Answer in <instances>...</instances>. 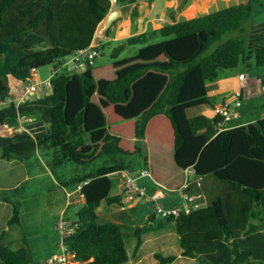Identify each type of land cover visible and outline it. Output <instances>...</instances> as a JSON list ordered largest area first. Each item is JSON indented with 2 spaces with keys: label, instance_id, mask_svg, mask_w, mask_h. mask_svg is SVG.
<instances>
[{
  "label": "trees",
  "instance_id": "1",
  "mask_svg": "<svg viewBox=\"0 0 264 264\" xmlns=\"http://www.w3.org/2000/svg\"><path fill=\"white\" fill-rule=\"evenodd\" d=\"M137 1L118 0L114 6ZM189 2L171 12L170 24L122 40L111 54L117 59L125 46L145 45L134 57L96 66L98 55L85 71L57 72L48 93L17 105L10 78L27 83L39 69L61 67L91 46L112 4L0 0V129L12 130L20 116L40 119L46 127L43 134L14 133L0 144L3 264L31 261L21 225L23 201L78 188L83 206L67 242L74 261L125 264L123 228L101 222L97 214L103 202L121 203L111 194L112 176L147 170L155 184L177 193L191 169L196 177H214L228 192L208 207L169 218L183 255L200 264L264 263V118L220 131L222 116L189 115L195 108H213L208 85L226 78V72L239 65L264 67V24L251 28L248 39L223 41L225 33L243 31L259 0L176 20L175 13ZM157 37L164 40L149 44ZM259 80L264 87V76ZM136 236L135 253L140 231ZM17 243L22 246L13 250ZM156 259L171 264L175 257L157 254Z\"/></svg>",
  "mask_w": 264,
  "mask_h": 264
},
{
  "label": "crops",
  "instance_id": "2",
  "mask_svg": "<svg viewBox=\"0 0 264 264\" xmlns=\"http://www.w3.org/2000/svg\"><path fill=\"white\" fill-rule=\"evenodd\" d=\"M157 1L158 0H138L133 4H125V5H121L120 7H113V9L110 12L118 10L120 11V16L117 19L118 21L116 20L117 23L115 24L111 35L109 37H106L105 35V37L101 39L99 45L100 44L102 45L103 43L107 44L110 42H121L122 40L128 37L146 33L151 30H158L161 29L163 26L170 24L171 17H170V21L167 24H165L166 21L163 18L167 16L169 10H170V14L172 11L177 10V8L179 7L178 3L169 6V4H171V2H174V0H160V4H158ZM190 1L191 2H189L188 4L189 6L187 7L191 8L192 6L196 5L197 7L200 8L207 5V7L209 8L210 0H206V2L205 3L203 2L202 5L192 4V1L194 0H190ZM261 1L262 0H259V3ZM247 2H241V3H247ZM207 10L201 11V13L206 12ZM199 12L200 11H197L196 14ZM178 13L179 12L175 13L176 20H181L183 17L178 15ZM196 14L195 16H193V18L198 17L196 16ZM141 18H143L144 20L143 30L142 32H139L138 23ZM189 18L192 19V17ZM93 44H95L94 41ZM55 68L58 70V72L61 71L67 72L65 69L63 70V68L61 67H55ZM242 74L245 75L244 73H239L238 76H235L233 78L226 77L213 84H209L208 85V88L210 90L209 95L211 98L212 96L216 95V99L214 100L212 99L213 108L209 106L203 107L200 114H203L208 118H214L217 115V111L220 105L223 103L224 99L229 97L231 94L235 92H241L243 99L244 89L247 85L246 84L247 78L245 76L244 80L239 79L240 75ZM11 79L14 78H10V83H11ZM32 80L35 82L41 81L40 75L37 72L33 73ZM257 81L261 85L260 80ZM28 85L29 82H27V85L23 89L21 96H19L18 98H16L13 94L12 99L17 105L25 104V101H27L29 95L33 94L31 92L28 93V89H27ZM13 87L14 86H12V93H13ZM262 118H264V113L262 114V117L259 119ZM28 120H30V118ZM235 121L236 119H231L227 123V126L229 128L243 126L256 121V119L253 118L248 120H239L237 122ZM29 122L30 121L26 123ZM25 124H24V131L19 134H29L32 136H36L43 134L46 131L45 124L41 120L39 125L37 124V125H32L31 127H26ZM9 132L10 130L6 131L0 129V144L4 143L7 139H11L12 134ZM138 173L139 172L132 173V175L138 179L137 180L138 186L145 189L147 195L149 196H155V195L160 196L161 198L159 199L160 200L159 202L163 205L164 208L172 209L174 207H181L183 205H190V206L198 205L200 207L198 200H189L188 196L184 191L188 186V184L190 183L188 176L189 174L192 175L194 179L201 180V177H196L194 175V171L192 169L187 171L186 184L183 187V189L177 193L167 192L164 188L155 184V182L152 180L150 176L139 177ZM114 178H116V181L115 180L113 181V189L111 194L113 196H120L122 198L121 203L107 204L103 202L99 207L97 214L101 222H113L120 225L123 228L125 248L129 256V260L125 264H158V261L156 259L157 254H160L164 257L174 256L175 260L171 264H200L198 258H190L183 255V250L180 244V238L175 230L174 224L170 223L169 219L162 218L156 214L153 202L146 201L147 215L144 218L146 220V224H142V225L138 224L137 215L133 212L132 213L127 212L128 211L127 204L130 203L128 206L129 209L134 210L136 207L139 206V203L141 202L140 200L142 199H139L134 195L129 196L128 194H126L122 176L115 174L112 176V180ZM79 191H80L79 188L75 190L63 189L51 193L60 196L59 199L63 206L60 209L57 208L58 211L54 212L56 211L55 207L58 206L56 203L52 202L53 200L50 199L49 200L50 202H48L47 205L51 212L47 216L40 213V214H34L30 216V219H28L29 223H35L38 225V222H42V218L45 217L47 220L48 227L51 226V230H55L56 233H51L52 231L49 230L48 233H44V232L40 233L38 231L35 234L36 238L33 242L32 237L29 234L26 235L27 228L22 220L23 215L21 216V225L23 227L25 233V239L31 254V261L27 264H48L49 260L53 259L56 255H59L61 253L62 239L59 232L56 229V223L58 221L59 216L61 214H64V217L67 220L71 221L73 224H76V213L82 208L81 205L82 203L80 201V199L82 198L79 194ZM69 195L71 196L69 197ZM210 203H212V200ZM72 205L74 206L73 209L74 217H68L66 210L69 209L70 206ZM122 207H124L125 209L123 210ZM36 227L38 226H35L34 228ZM136 231H140V238L142 243L139 246L137 252L135 253V248L138 241V238L136 236ZM21 246L22 244L17 243V244H13L11 248L13 250H17ZM0 264L3 263L0 261ZM75 264L78 263L75 262ZM255 264H264V263L257 262Z\"/></svg>",
  "mask_w": 264,
  "mask_h": 264
},
{
  "label": "rangeland",
  "instance_id": "3",
  "mask_svg": "<svg viewBox=\"0 0 264 264\" xmlns=\"http://www.w3.org/2000/svg\"><path fill=\"white\" fill-rule=\"evenodd\" d=\"M183 0H174V2H171L169 6H172L175 3H178V6L181 5ZM191 2V1H190ZM194 2V3H193ZM203 2H206V0H194L192 1V4H199L202 5ZM241 2H247V0H210L209 1V8L206 12H199L196 14V16L207 14L208 12H214L216 10L225 8L229 5L238 4ZM158 4H160V0L157 1ZM139 6V5H138ZM189 6V5H188ZM190 7H186L184 10L178 13V15L182 16L183 18H189L186 15L187 10ZM170 10L163 19H165L167 24L170 21ZM193 18V17H192ZM190 19V18H189ZM161 24V23H160ZM264 24V0H262L260 3H256L253 7V13L250 17V19L243 24V31H233V32H227L223 36V41H226L231 38L235 37H241L248 39L249 37V31L253 27H258L260 25ZM101 27V24L98 26V29ZM96 35V34H95ZM164 39L157 37L154 39H151L149 44H155L162 42ZM121 42H110V43H103L99 48V57L97 59L96 66H101L104 64H109L114 61L124 60L131 57H134L138 50L144 47L145 45H133V46H125L123 51L119 54L117 59H113L111 54L114 48L120 46ZM219 43H216L211 46V48L206 52L205 55L210 54L215 48L218 46ZM96 46L95 44H93ZM54 69V65L52 66H45L37 71V73L40 75L41 81H44L48 79L52 75V70ZM184 70V68H182ZM242 72L246 76V87L244 89V95L243 99L241 100V107L238 109L237 112L234 113V117L232 119H236L235 122L239 120H248V119H256L262 117V114L264 113V90L262 86L259 84L257 80L259 78L264 76V67L262 68H246L243 65H239L234 70V73L232 72H226L227 78H233L235 76H238V74ZM35 82V81H34ZM11 84L13 87V94L16 98L21 96V93L27 83H23L21 81L11 79ZM232 95V94H231ZM212 99H216V95L212 96ZM202 108H195L189 112L190 116L200 114ZM29 123H26V127H31L32 125H39L40 120L39 119H30ZM189 176V184L184 190L186 195L188 196L189 200H198L200 207H208L211 203V200L213 201L218 196H222L226 192H228L227 187L224 184H221L219 181H217L214 177L208 176V177H202L201 180H196L192 175ZM116 181V178L113 179V181ZM60 196H57V194H51V193H43L39 195H33L29 196L25 201H23L22 206V220L24 222V225L26 226L27 234L32 237V241L35 240V234L39 231L40 233H48L49 231H52L51 233H56L55 230H51V226L48 227L46 218H42V222H38V225L35 223H29L28 219H30V216L34 214H40L48 215L51 211L48 207L49 200H53V203H56L58 207H55L57 212L58 209H60L63 205L61 204V201L59 199ZM29 200V201H28ZM36 201V202H34ZM81 205L83 206V201L80 199ZM139 206L136 207L134 210L129 209V204H127V212L129 213H135L138 217V224H146V220L144 219L147 215V207H146V201L144 199L140 200ZM33 202V203H32ZM56 206V205H55ZM58 208V209H57ZM74 206H70L69 209H67V216L68 217H74ZM60 219V216L58 220ZM58 222V221H57ZM57 224V223H56ZM31 226V227H30ZM35 226H38L34 228ZM43 226V227H42ZM40 251V250H37Z\"/></svg>",
  "mask_w": 264,
  "mask_h": 264
},
{
  "label": "built area",
  "instance_id": "4",
  "mask_svg": "<svg viewBox=\"0 0 264 264\" xmlns=\"http://www.w3.org/2000/svg\"><path fill=\"white\" fill-rule=\"evenodd\" d=\"M118 0H111L112 8L115 7L114 5L117 3ZM110 10V11H111ZM93 43L91 46L85 49H81L76 51L71 57H69L66 62L61 66L63 70L65 69L68 73L74 72H82L85 71L88 67L94 65L97 57L98 52L95 50ZM58 72L56 68L52 70V75L44 80L39 82H34L33 80H29L28 85V93L31 92L39 96V98L45 95L48 91L52 89L51 82L54 75ZM239 79L244 80L245 75H240ZM264 90V87H263ZM241 92H235L229 97L225 98L223 103L220 105L217 114L222 116L223 120L219 124V130H223L227 127V123L234 117V113L238 111L241 107ZM29 118L20 116L18 118V124L15 128L10 130L9 133H22L24 131V124L28 122ZM121 176L123 178V184L125 187V192L129 196L134 195L139 199H144L147 202L154 203V209L158 216L169 219L170 217L176 218L180 213L189 214L194 209L198 208V205H183L181 207H174L172 209H166L163 205L159 202L160 196H149L147 195L145 189L138 186L137 178H135L132 173L129 171L121 172ZM139 177H147L149 176V172L147 170L140 171L138 173ZM71 195H69L70 197ZM124 210L125 208L122 207ZM56 229L59 232L62 245H61V253L56 255L53 259L48 261V264H75L74 261V254H72L67 246V242L74 236L75 234V226L74 224L67 220L64 217V214L60 215V219L56 224Z\"/></svg>",
  "mask_w": 264,
  "mask_h": 264
},
{
  "label": "water",
  "instance_id": "5",
  "mask_svg": "<svg viewBox=\"0 0 264 264\" xmlns=\"http://www.w3.org/2000/svg\"><path fill=\"white\" fill-rule=\"evenodd\" d=\"M120 16V11L115 10L112 12H109L108 15L106 16V18L101 22V27L99 29H97L95 38H94V42L95 45L98 46L101 39H103L105 37L106 31L109 29V27L112 25V23H114ZM143 18H141L139 20L138 23V30L139 32H142L143 30ZM39 98L38 95L36 94H31L29 95V97L27 98V100L29 101H36Z\"/></svg>",
  "mask_w": 264,
  "mask_h": 264
},
{
  "label": "bare ground",
  "instance_id": "6",
  "mask_svg": "<svg viewBox=\"0 0 264 264\" xmlns=\"http://www.w3.org/2000/svg\"><path fill=\"white\" fill-rule=\"evenodd\" d=\"M205 3V2H204ZM207 5L206 6H203V7H197L196 5L192 6L191 8H189L186 12V15L187 17H193L195 16L196 12L197 11H204V10H207Z\"/></svg>",
  "mask_w": 264,
  "mask_h": 264
}]
</instances>
